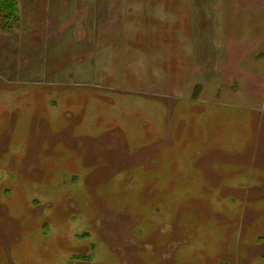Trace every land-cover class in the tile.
Returning <instances> with one entry per match:
<instances>
[{"label": "rangeland", "instance_id": "obj_1", "mask_svg": "<svg viewBox=\"0 0 264 264\" xmlns=\"http://www.w3.org/2000/svg\"><path fill=\"white\" fill-rule=\"evenodd\" d=\"M16 2L0 264H264L260 35L222 56L226 0Z\"/></svg>", "mask_w": 264, "mask_h": 264}, {"label": "crops", "instance_id": "obj_2", "mask_svg": "<svg viewBox=\"0 0 264 264\" xmlns=\"http://www.w3.org/2000/svg\"><path fill=\"white\" fill-rule=\"evenodd\" d=\"M241 1L242 0H240V1L238 0L237 2H235V1L232 2L231 0H226V2L228 3L229 10H235V11H237V13L235 15H233L230 18V20L228 19L229 21L223 19L224 31H223V36L221 39L225 40L224 44L226 46V49H225L224 54L222 55L225 58H227V55L229 54V52H232V51L241 52V50H236L235 46H232L233 43H237L238 44L237 46H239L241 48L242 47L241 45L244 42L247 44L248 50H250V51L253 50L252 52H246V55H248V56L250 55L253 58H255L258 55V54H256V45L258 44L259 41L264 42V30H262L260 28L261 26H264L262 23H259V22L255 23V24H249V23L243 24V23H241L240 30L238 28L232 29L233 26H237V25H234L235 23L238 22L237 19L247 18L251 14L256 15L257 17H259V15H261V17L264 16V2H263V0L251 1V2L249 0H246L244 3H241V4L238 3ZM19 2H20V0H19ZM224 7H226L225 1L220 5L219 9L224 12ZM250 11H252V12H250ZM243 13H244V17H243ZM209 22L211 24L210 19H209ZM251 30H254V35H256L258 33L261 37V39L256 43H254L255 38L252 40L248 39V34L250 33V35H251V33H252ZM260 31L262 33H260ZM238 35H240V37H238ZM1 38H2V36L0 35V39ZM259 57H264V48L259 50ZM260 74H258L256 72V75H254V77L257 78L258 75H260ZM222 83L225 84L224 82H222ZM221 87H222V85H221ZM227 87H230V86H227ZM227 91H231V90H227ZM248 94L252 95L253 93H248ZM241 97H243V96H241ZM261 98H263V101H264V96ZM246 100H247V98H246ZM245 104L247 105L248 103H245Z\"/></svg>", "mask_w": 264, "mask_h": 264}, {"label": "trees", "instance_id": "obj_3", "mask_svg": "<svg viewBox=\"0 0 264 264\" xmlns=\"http://www.w3.org/2000/svg\"><path fill=\"white\" fill-rule=\"evenodd\" d=\"M0 15L8 23L17 21L19 18V7L16 0H0Z\"/></svg>", "mask_w": 264, "mask_h": 264}]
</instances>
